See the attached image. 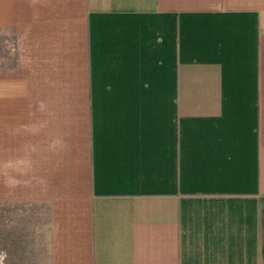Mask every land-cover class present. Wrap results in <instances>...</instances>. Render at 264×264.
Returning a JSON list of instances; mask_svg holds the SVG:
<instances>
[{"label":"crops","instance_id":"0c3cea01","mask_svg":"<svg viewBox=\"0 0 264 264\" xmlns=\"http://www.w3.org/2000/svg\"><path fill=\"white\" fill-rule=\"evenodd\" d=\"M31 264H264V0H0V207Z\"/></svg>","mask_w":264,"mask_h":264},{"label":"rangeland","instance_id":"374dc122","mask_svg":"<svg viewBox=\"0 0 264 264\" xmlns=\"http://www.w3.org/2000/svg\"><path fill=\"white\" fill-rule=\"evenodd\" d=\"M40 229L32 208L16 204L0 207V264H31Z\"/></svg>","mask_w":264,"mask_h":264}]
</instances>
